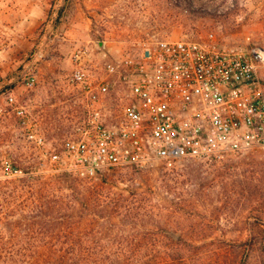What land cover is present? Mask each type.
<instances>
[{
	"label": "rangeland",
	"instance_id": "1",
	"mask_svg": "<svg viewBox=\"0 0 264 264\" xmlns=\"http://www.w3.org/2000/svg\"><path fill=\"white\" fill-rule=\"evenodd\" d=\"M73 1L0 0L1 185L24 175L10 173L8 164L28 175H54L59 163L51 154L65 157L63 142L82 115L83 104L73 99L68 76L74 47L88 42L60 33L68 28L71 12L65 10ZM76 1L83 12L81 32L84 19H90L88 44L102 41L106 47L101 49L114 58L155 39L203 40L210 33L224 47H264V0ZM63 5V21L53 27ZM103 59L98 51V66ZM18 106L23 115L16 112ZM81 178L105 183L113 195L127 199L128 207L141 205L149 213L145 222L133 214L101 232L93 216L76 228V243L105 246L98 251L108 260L264 264V148L222 159L185 160L170 169L155 162L147 168L122 166ZM1 203L0 216L6 213Z\"/></svg>",
	"mask_w": 264,
	"mask_h": 264
},
{
	"label": "built area",
	"instance_id": "2",
	"mask_svg": "<svg viewBox=\"0 0 264 264\" xmlns=\"http://www.w3.org/2000/svg\"><path fill=\"white\" fill-rule=\"evenodd\" d=\"M98 51L97 42L72 53L68 84L83 111L63 142L65 159L51 154L59 170L94 178L116 167L170 169L264 148V47H224L210 33L155 39L120 58L103 53L101 66Z\"/></svg>",
	"mask_w": 264,
	"mask_h": 264
},
{
	"label": "trees",
	"instance_id": "3",
	"mask_svg": "<svg viewBox=\"0 0 264 264\" xmlns=\"http://www.w3.org/2000/svg\"><path fill=\"white\" fill-rule=\"evenodd\" d=\"M64 9L65 5L58 9L53 27L59 25ZM14 168L24 175L7 184L0 182L6 212L0 216V264H130L108 260L98 251L103 245L76 243L75 230L83 228L90 216L98 232L127 222L133 214L145 222L149 213L143 206L130 208L127 199L113 195L105 183L85 181L74 172L58 169L43 177Z\"/></svg>",
	"mask_w": 264,
	"mask_h": 264
},
{
	"label": "crops",
	"instance_id": "4",
	"mask_svg": "<svg viewBox=\"0 0 264 264\" xmlns=\"http://www.w3.org/2000/svg\"><path fill=\"white\" fill-rule=\"evenodd\" d=\"M44 4H46V3H44ZM68 9L71 12L70 13L71 19L69 20L68 28H65V27L62 28V31L60 33L62 35H65V37L68 36L69 39H74V40L75 39H79V40L83 39V40H86L89 43V41L92 39L91 36H90V34H91L90 19L89 18L84 19V21H83L84 30L81 32L80 31V19L79 18L83 17L82 9L79 7V4L77 3L76 0H74L72 2L71 7L66 8L65 12H67ZM20 11H22V10H20ZM61 21H63V17L61 18ZM64 23L65 22H63V24ZM76 47H74V49ZM74 49H73V51H74ZM73 51H72V53H73ZM103 53H108V52L103 50ZM71 57H72V54H71ZM71 61H72V59H71ZM261 74L264 75V72H262V70H261Z\"/></svg>",
	"mask_w": 264,
	"mask_h": 264
},
{
	"label": "water",
	"instance_id": "5",
	"mask_svg": "<svg viewBox=\"0 0 264 264\" xmlns=\"http://www.w3.org/2000/svg\"><path fill=\"white\" fill-rule=\"evenodd\" d=\"M99 45H100L101 47L104 46L102 41L99 42ZM170 234H171L175 239H178V238H179V235H178V234H173V233H170Z\"/></svg>",
	"mask_w": 264,
	"mask_h": 264
}]
</instances>
